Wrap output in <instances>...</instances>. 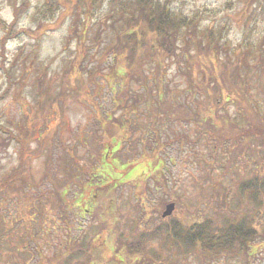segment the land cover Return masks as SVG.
I'll return each instance as SVG.
<instances>
[{
    "label": "rangeland",
    "instance_id": "1",
    "mask_svg": "<svg viewBox=\"0 0 264 264\" xmlns=\"http://www.w3.org/2000/svg\"><path fill=\"white\" fill-rule=\"evenodd\" d=\"M13 1L15 0H0V18L6 23L14 18ZM258 1L264 3V0ZM258 1L173 0L170 9L186 17L187 21L194 20L193 24L197 23L196 35L202 38L203 44L207 43V37L204 36L206 28L211 29L212 42L225 44L226 55L220 49L222 60L235 63L232 65L233 70L248 77V95L251 96L249 102L254 105L249 115L264 118V11ZM17 3H22L20 6L24 9L19 13L17 26L13 30H19V26H22L26 33L20 32L9 38L3 47L0 43V126L4 128H0V182L5 186V192L0 196V222L6 231H11L6 236V246L3 245V261L10 258L9 263H13V259L8 248L21 247L19 236L27 227H33L40 235L39 238L35 236L34 243L37 245L39 240L40 251L50 256L58 249H64V244L70 239L68 233L76 234L77 225L79 228H87L90 223L94 227L101 226L95 215L97 213L91 212V206L87 205V211H81V200L77 204L72 203L71 193L66 194V199L59 207V201L53 195V182H64L67 185L66 161L71 156L70 151L87 162L94 160V157H89V151L96 153L104 149L105 146L99 142L102 127L95 116L93 102H97L103 115L110 110L116 116L123 115L122 108L115 105V101L116 90L122 80H125L120 75L116 78V73L110 70L109 57H101L106 43L116 41L111 25L113 21L105 15L109 0L96 3L92 17H82L87 20L89 27L87 39L85 43L83 41V46L81 41L79 48H76V35L73 31L76 29L80 32L82 28L79 24L80 6H70L66 0H17ZM1 35L0 29V37ZM178 44L179 49L186 48L182 40ZM85 48L88 50V65L91 70H96L92 75L95 81L87 91L88 96L84 95L83 89L79 94L73 91L76 83L69 85L71 88L66 96L57 95L65 84L68 86L67 78L76 77L74 72L68 70L69 64L77 54L81 59ZM179 55L181 56V52ZM239 57L240 61L237 62ZM166 64V101L160 104L161 109L169 110L171 107L166 103L174 102L187 107L189 111L194 110L189 100L188 87L194 90L196 84L191 86L188 79L194 77L193 81H197L199 76L192 68L190 72L193 74L189 76L184 59H179V64ZM219 69L215 65L214 72ZM144 72L151 83L152 64L147 65L146 62ZM127 88L143 92L142 83L138 79L129 80ZM206 103L210 104V101L206 99ZM42 106L46 108L42 109ZM50 107H53V113L47 112ZM162 110L159 111L161 116L156 119L154 129H149L152 124L148 121L144 103L139 104L129 117L134 127V137L140 138L141 133L143 134V139L137 141V152L142 153L141 159L133 155L135 150L128 142L117 151L106 148L108 153H105L103 159L105 169L111 162L114 170L109 171L111 177L104 176L101 172L103 176L96 177L95 181L100 178L97 181L101 184L107 181L117 183L116 191L114 190L117 212L110 211V217L106 219L107 226L115 232L113 235L110 234L112 230L104 233L107 238L106 253L92 264H148L146 256L139 253L128 254L124 249L127 241L132 240L131 226L134 224L139 228L160 222L163 225L164 221L171 218L183 220L187 215H193V221L197 216L215 219L219 211L221 215L227 212L226 206L231 212L230 203L235 191L232 179H237L239 170L243 168L240 161L242 158L250 159L251 154L254 155L257 150L260 152L264 146L256 137L251 138V141L237 138L233 146L223 153L218 149L216 158L213 159L210 153L214 141L205 134L204 123L198 126L193 120H180L186 115L181 107L175 113L178 119H170ZM218 111V115L228 114L231 119L236 117L235 125L243 130L242 135L252 127L253 122L240 116L232 102L220 105ZM189 117H192V112ZM53 126L55 131L51 132ZM36 127L41 131L39 134L35 132ZM45 130L48 132H44ZM9 132L18 136L21 143L9 138ZM234 133L240 132H231ZM64 147L69 149L68 153L64 152ZM151 151L162 158L161 165L157 163L156 157L150 156ZM231 157L235 158L236 165H230L219 177L222 171L219 160H224L229 165L226 159ZM21 167L26 179L20 172H16ZM207 167L212 168L209 174ZM14 173L19 175H13ZM158 176L160 177L157 179ZM217 179L223 188L219 195L215 194L214 188ZM230 188L232 189L229 190ZM74 189L73 187L71 191ZM140 192H143L142 196ZM90 193L96 202L100 195L107 194H99V191L91 188ZM90 193L81 189L79 196L92 204L93 200L87 199ZM171 201H174L172 214L162 217L166 204ZM242 203L245 212L251 215L254 212L251 204L246 198ZM69 204H73L71 209ZM76 207H80V210ZM68 210H71V221L62 220L60 215H69ZM256 214L254 212L253 216L259 217ZM262 223L264 225V217ZM88 232V239L94 242V246L104 240L96 228ZM116 235L120 236V242L116 241ZM249 243L251 247L245 257L236 255L234 258H227L222 254L203 261L193 256L182 258L175 252L163 253L156 240L149 243L146 249L152 253L158 252L161 256L153 264H264V240L254 238ZM36 245L35 253L38 258L41 253Z\"/></svg>",
    "mask_w": 264,
    "mask_h": 264
},
{
    "label": "trees",
    "instance_id": "2",
    "mask_svg": "<svg viewBox=\"0 0 264 264\" xmlns=\"http://www.w3.org/2000/svg\"><path fill=\"white\" fill-rule=\"evenodd\" d=\"M59 1L60 0H58V2ZM172 1L173 0H109L108 12L105 15H107L108 19L113 21L111 25L114 28L113 37L116 41L114 43H106L101 57H109L110 62H108V66L111 71L116 73V78L118 75L125 78L116 90L115 101V105L122 108L123 115L116 116L113 110L103 115L102 111L99 109L100 106L94 100L95 116L98 117V121L102 127V132L99 134V142L105 146L104 149L96 153L89 151V157H94V160L87 162L82 160V157H77V155H74V153L70 151L69 155L71 156H69V160L66 161L67 185L65 186L64 182L56 184L52 181L54 185L53 195L59 201L57 204L59 207L61 206V202L66 199V194L71 193L73 196L72 203L77 204L81 200L82 204L80 207H83L81 211H87L85 210V206H91V212L97 213L95 215L102 227L100 225L97 227L91 226L92 223H90L87 228H79L77 225L75 228V230H77L76 234L72 235L70 232L68 233L70 239L64 244V249H58L57 252H54V254L50 256L44 255L42 251H40L39 240L37 241V245L34 243L35 236L39 238L40 235L33 227H27L24 233H20L19 236L18 241L21 247L8 248L13 259V263H9L8 260H10V258L5 262L3 261V250L5 249H3V245L6 246L4 244L7 241L6 236H8L11 231H6L0 222V264H92L96 263L98 257L101 259L102 255L106 253L105 240L107 238L104 237V233H107L108 230H112L110 234L113 235L115 232L114 229L107 226L108 221L106 219L108 216L110 217V211L111 213L112 211L114 213L117 212L115 197L117 183L115 181H107L101 184V182L97 181L100 180V178L96 180L97 182L95 178L103 175H107L108 177L112 176L109 172L114 170L112 163L109 162L110 166L106 169L104 166L103 159L105 158V153H108V149L106 148L117 151L125 142H128L135 150L133 155L137 156V159L142 158V153L137 152V141L143 139V134L141 133L140 138L134 137V127L129 117L139 104L144 103L146 106L145 112L148 111V121L152 124V126H150V128L148 126V128H155V121L161 116L159 113V111L162 110L160 104L166 101L164 86L166 83L165 70L167 62L179 64V59H184L185 64L188 66L186 72L189 76L193 74L190 72V68H192L199 78H197V81H193L194 77L188 79V84L191 86L194 83L196 84L194 90L192 87H188L189 100L191 105L194 106V110L189 111L187 107L182 106L180 103L165 102L168 104V107L171 108L169 110H162V112L170 116V119H178L175 113L176 110L181 107V110L186 115L181 117L180 120L187 122L193 120L198 126L204 123V129L206 130L205 134L211 141H214L210 153L213 159L216 158L218 149H220L219 152L221 151V153H223L224 150L233 146V142L237 140V138L244 139V141H251V138L256 137L264 144V118L255 115L251 117L249 115V111H251L254 105L249 102L251 96L248 95V77L240 74L238 70H233L232 65L235 63H230L228 60L225 61V59L222 60L223 58L220 56V53L221 50H224L226 55L225 44L220 45L217 41L212 42L213 36L210 28H206L204 32V36L207 37V43L205 42V44H203L202 38L196 35L197 23L193 24L194 20L187 21L186 17L173 12L170 9ZM66 2L70 4V6L75 5V8L77 5L81 7V14L79 16V19L81 17V21H79V24H81L82 28L80 32L76 29L73 31L76 35V48L77 46L79 48V46H81V41L83 46V41L85 43L87 39L89 27L86 22L87 20H83L82 17H92L93 6H96L98 2L102 3L103 0H66ZM11 3L14 18L9 23L4 22V20L0 18V29L2 31L0 43L2 47L6 40L14 35L16 36L20 32L26 33L22 26H19L21 27L19 30H13L15 26H17L20 17L19 13H21L24 8L20 6L22 3H17V0ZM258 3L261 5L262 11H264V3L262 4L260 1H258ZM183 30H185V33ZM185 34L187 36H185ZM181 40L186 44L184 50L179 49L180 46L178 41ZM192 47L193 50H191ZM82 52V58H79V54L75 55L71 59L68 68L69 71L75 73L76 77L67 78L68 86L65 84L57 95L66 96L68 90L71 88L69 85L76 83L77 86L73 91L79 94L83 89L84 95L88 96L87 91L90 89V85L95 81L92 75L96 70H91L88 65V50L85 48ZM179 52H181V56ZM239 61L240 57L237 59V62ZM146 62L147 65L152 64L153 78L151 83H149L150 79L144 72V65ZM215 65L220 68L217 72H214ZM132 79L141 81L143 92L127 88L128 81ZM206 99L210 101V104L206 103ZM227 102H232L236 107V111L238 110L240 116H243L246 121L253 122V124L251 123L252 125L250 124L252 127L248 128L243 135L241 134L243 130H240V128L235 125L236 117L231 119V116L228 114L218 115V107H220V105L224 106V103ZM159 105L161 110H159ZM45 108L46 107L42 106V109ZM47 112L53 113V107L47 108ZM191 112L192 117H189ZM35 125L37 126V124ZM35 129L36 134L41 132L39 128L36 127ZM54 131L55 127L53 126L51 132ZM44 132H48V130ZM44 132H42V135H44ZM231 132L240 133L231 134ZM8 135L9 138H14L19 144L21 143L19 137L12 132H9ZM240 135L243 137L241 138ZM132 137L135 139L133 140ZM22 145L23 144H21V146ZM68 146L70 148V145ZM68 151L69 149H64L65 153H68ZM154 153L155 152L151 151L149 154L151 157H156L157 163H160L162 158L157 157ZM242 157L243 156H241V158ZM226 160L229 165H226L224 160H219L220 167L222 168L219 177L223 175L224 171L228 169L230 165L235 164L234 157L227 158ZM240 163L243 168L239 170L238 178L232 179V187L235 189L233 200L235 201L232 200L231 203L229 202L230 205H232L230 208V210L232 209L231 212L229 211V207L226 206L225 211L227 212L221 215L219 211L215 219L200 218L197 216L193 221V215H187L183 220H180V218L177 219L176 217L167 221L163 220V225L162 222H160L150 227L144 225L143 228H139L134 224L131 226L133 232L132 240L127 241L124 248L126 253L142 254L146 256L148 264H153L155 260H160L161 256L158 252L152 253V251L146 249V247L149 243L156 240L158 248L162 250L161 252L170 254L175 252L182 258L193 256L195 259L203 261L209 258L213 259L222 254L227 258H234L236 255L247 256L249 253L248 249L251 247L249 241L254 238H261L264 240V225L262 223V218L264 217V146L261 147L260 152L257 150L254 155L251 154L250 159L246 160L242 158ZM207 169L209 174L212 168L207 167ZM160 170L158 171L159 173H161ZM16 172H20L23 176L26 175L22 173V167ZM13 175L19 174L14 173ZM160 176H158L157 179ZM24 178L26 179L25 176ZM78 186L80 187L76 188ZM73 187L75 189L71 191ZM4 188L3 182H0V196L1 193L5 192ZM90 188L96 190V192L99 191V194L103 192L107 194L100 195L101 197H99L96 202L93 200L94 198L92 197V193H90ZM214 188L215 194L218 195L220 194V190L223 189L218 179L216 180V186ZM81 189L84 190V192L90 193L88 195L91 198L87 196V199L93 200L92 204L89 200L79 196ZM231 189L232 188L229 190ZM142 193L143 192H140L141 196L143 195ZM244 198L251 204L254 212H256L259 217L256 218L253 216L254 212L251 213V215L245 212V207L242 203ZM177 205H179V203H177ZM72 206L73 204H69L70 209ZM80 207H76V209L80 210ZM68 212L69 215L64 213L60 215L62 220L68 219L71 221V210H68ZM94 228L104 237L103 243L101 242V244L99 243L95 246L93 244L94 242L88 239V231ZM119 234L122 235L121 232H119ZM118 236L119 235H116L115 239L120 242V236ZM35 245L37 246L36 249L38 252L41 253L38 258H36ZM120 246L121 244L119 243V247ZM17 251L19 253H16Z\"/></svg>",
    "mask_w": 264,
    "mask_h": 264
},
{
    "label": "water",
    "instance_id": "3",
    "mask_svg": "<svg viewBox=\"0 0 264 264\" xmlns=\"http://www.w3.org/2000/svg\"><path fill=\"white\" fill-rule=\"evenodd\" d=\"M174 210V202L166 204L164 211L162 212V217H166L172 214Z\"/></svg>",
    "mask_w": 264,
    "mask_h": 264
}]
</instances>
